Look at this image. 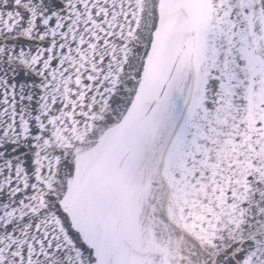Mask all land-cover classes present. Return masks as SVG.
I'll return each instance as SVG.
<instances>
[{"label":"snow or ice","instance_id":"6c2138e0","mask_svg":"<svg viewBox=\"0 0 264 264\" xmlns=\"http://www.w3.org/2000/svg\"><path fill=\"white\" fill-rule=\"evenodd\" d=\"M0 264H264V0H0Z\"/></svg>","mask_w":264,"mask_h":264}]
</instances>
